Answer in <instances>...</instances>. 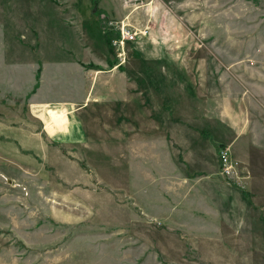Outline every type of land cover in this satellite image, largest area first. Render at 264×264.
<instances>
[{
	"label": "rangeland",
	"instance_id": "obj_1",
	"mask_svg": "<svg viewBox=\"0 0 264 264\" xmlns=\"http://www.w3.org/2000/svg\"><path fill=\"white\" fill-rule=\"evenodd\" d=\"M92 4L0 0V264H264V243L192 242L198 225L206 237L217 231L192 215L196 209L155 199L145 211L137 201L150 189L141 179L149 164L140 154L150 149L134 140V113L126 135L109 132L106 119L122 128L125 100L109 118V106L96 100L104 81L83 97L101 73L139 62L134 48L152 40L167 47L173 65H189L191 77L203 80L215 68L223 82L263 93L264 0H100L96 9L107 17L98 18ZM122 27L135 39L121 59L107 33L116 38ZM77 64L93 66L80 72ZM254 99L264 109L262 94ZM46 101L54 105L41 107ZM126 105L140 113L139 100ZM52 109L65 118L50 122ZM228 153L234 171L219 175L235 183Z\"/></svg>",
	"mask_w": 264,
	"mask_h": 264
},
{
	"label": "crops",
	"instance_id": "obj_2",
	"mask_svg": "<svg viewBox=\"0 0 264 264\" xmlns=\"http://www.w3.org/2000/svg\"><path fill=\"white\" fill-rule=\"evenodd\" d=\"M151 42L134 48L139 62H131L127 71L118 68L101 73L83 96L89 99L94 95L92 85L104 81L96 100L100 97L109 106V118L119 115L118 102L125 100L123 115L118 118L122 128L111 129L106 119L109 132L126 135L132 127L129 112L134 113V140L150 149L149 155L140 154V162L149 164V176L143 174L141 179L150 180V189L141 190L137 202L150 212L155 199L171 207L181 205L188 213L198 210L192 215L217 231L209 230L206 237L200 234L203 225H198L191 238L195 243L212 239H217L215 243H264V109L254 99L261 94L264 98V92H256L254 97L234 81L223 82L215 68L203 80L191 77L189 65H173L163 54L167 47ZM77 65L85 72L92 64ZM139 66L140 71L134 69ZM42 78L43 92L47 81ZM138 80L141 84L135 83ZM52 81L56 83L55 76ZM131 99L139 100L140 113L126 105ZM47 105L54 102L40 104ZM50 122L47 127H55ZM218 146L231 153L235 183H226L219 175Z\"/></svg>",
	"mask_w": 264,
	"mask_h": 264
},
{
	"label": "built area",
	"instance_id": "obj_3",
	"mask_svg": "<svg viewBox=\"0 0 264 264\" xmlns=\"http://www.w3.org/2000/svg\"><path fill=\"white\" fill-rule=\"evenodd\" d=\"M118 32L116 33V38H114L112 40V46L114 49L118 48V49H121L123 51V54L118 55V57L123 58L124 54H125L126 42L134 40L135 35L130 36V33L126 27H122L120 29V31H118ZM120 66H122V65L116 66V68H119ZM224 149L225 148L221 149V153H220V164H221L220 165V173H221V176L229 177L232 175L234 170H233V165L229 160V153H228L229 151L227 150V148H226V150H224Z\"/></svg>",
	"mask_w": 264,
	"mask_h": 264
},
{
	"label": "trees",
	"instance_id": "obj_4",
	"mask_svg": "<svg viewBox=\"0 0 264 264\" xmlns=\"http://www.w3.org/2000/svg\"><path fill=\"white\" fill-rule=\"evenodd\" d=\"M99 1H100V0H92V3H93V4H92V9H93V11H94L93 14H94V16H95L96 18H98V17H100V16H105V17H107L106 14L103 13V11H98V10L96 9V7H97ZM102 25H103V26H101V27H103L104 29H107V24L105 25V20H104V19H103V24H102ZM114 38H115V34H114V32H113V33H112V32L107 33V42H108V46H109L111 52L113 51L112 40H113ZM91 66H92V65H91ZM205 134H207L208 137L211 138V136H210L209 133L205 132ZM218 148L220 149V148H222V147H221V146H218Z\"/></svg>",
	"mask_w": 264,
	"mask_h": 264
},
{
	"label": "bare ground",
	"instance_id": "obj_5",
	"mask_svg": "<svg viewBox=\"0 0 264 264\" xmlns=\"http://www.w3.org/2000/svg\"><path fill=\"white\" fill-rule=\"evenodd\" d=\"M50 116H51V119H53V121H58V120H61L63 118H65L66 116V111L64 110H56V111H52L50 113ZM53 125L55 127H58V128H62L63 126L60 125L59 122H54Z\"/></svg>",
	"mask_w": 264,
	"mask_h": 264
}]
</instances>
